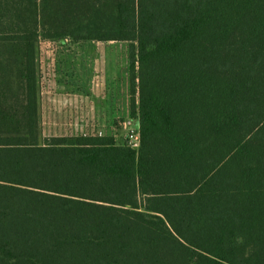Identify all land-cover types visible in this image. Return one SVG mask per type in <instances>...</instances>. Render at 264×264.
Instances as JSON below:
<instances>
[{"label":"trees","instance_id":"16d2710c","mask_svg":"<svg viewBox=\"0 0 264 264\" xmlns=\"http://www.w3.org/2000/svg\"><path fill=\"white\" fill-rule=\"evenodd\" d=\"M115 1L138 147L40 141L36 42L63 25L0 0V264H264V0Z\"/></svg>","mask_w":264,"mask_h":264},{"label":"rangeland","instance_id":"374dc122","mask_svg":"<svg viewBox=\"0 0 264 264\" xmlns=\"http://www.w3.org/2000/svg\"><path fill=\"white\" fill-rule=\"evenodd\" d=\"M40 2L42 25L51 28V24H47L46 13L49 11L52 15L49 22L63 27L62 31L59 30L57 33L41 28L36 49H89L90 52L88 112L79 117H50L47 115L50 114L49 109L38 111L40 141L50 135L98 134L113 135L117 143H123L128 139L132 145L138 147L139 121L130 115L128 73L130 42L101 37V35L114 37L117 26L116 1L40 0ZM67 21L76 23L71 31ZM49 34L57 37H46ZM101 61L104 65L103 71H100ZM91 63H94V66L98 65L99 71L96 68L93 71ZM36 69L37 98L40 99L45 94H54L55 83L50 81L52 77H56L54 70L50 71L43 67L37 57ZM12 85L16 89L19 85L18 80Z\"/></svg>","mask_w":264,"mask_h":264},{"label":"crops","instance_id":"0c3cea01","mask_svg":"<svg viewBox=\"0 0 264 264\" xmlns=\"http://www.w3.org/2000/svg\"><path fill=\"white\" fill-rule=\"evenodd\" d=\"M89 54V49H37L38 61L56 75L50 79L55 83V93L38 99L39 112L49 109L50 117H79L88 112ZM102 61L100 71L104 69ZM94 65L91 63L92 70L99 71L98 65Z\"/></svg>","mask_w":264,"mask_h":264},{"label":"built area","instance_id":"2783aa9c","mask_svg":"<svg viewBox=\"0 0 264 264\" xmlns=\"http://www.w3.org/2000/svg\"><path fill=\"white\" fill-rule=\"evenodd\" d=\"M66 40H68V39H66ZM134 147H136L135 145H133Z\"/></svg>","mask_w":264,"mask_h":264}]
</instances>
